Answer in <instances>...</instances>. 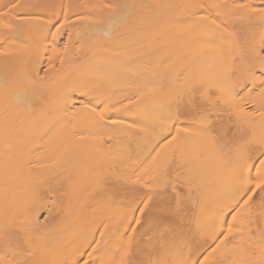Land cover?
Segmentation results:
<instances>
[{
  "label": "bare ground",
  "instance_id": "1",
  "mask_svg": "<svg viewBox=\"0 0 264 264\" xmlns=\"http://www.w3.org/2000/svg\"><path fill=\"white\" fill-rule=\"evenodd\" d=\"M238 4L264 0H0V264H264L261 194L237 203L264 16Z\"/></svg>",
  "mask_w": 264,
  "mask_h": 264
},
{
  "label": "snow or ice",
  "instance_id": "2",
  "mask_svg": "<svg viewBox=\"0 0 264 264\" xmlns=\"http://www.w3.org/2000/svg\"><path fill=\"white\" fill-rule=\"evenodd\" d=\"M19 5H11V8H17ZM236 7L238 8H249L251 12L254 13H259L260 15L264 16V6L260 7V8H255L252 7L251 5H244V4H238L236 5ZM7 13H0V16L6 15ZM262 44H264V40H262L261 42ZM264 74V73H262ZM205 119H207V117H205ZM173 139H175V137H173ZM259 155L261 157H264V152L259 153ZM259 167L256 168V175L255 176H246V183L243 187V189L239 192L238 194V200L237 203H239V199H243V197H247V199L243 200V204L244 205H248L249 207H251V203L254 201V197L256 194H261V200H260V205L261 208L264 209V158L259 159ZM253 167H255V165H253ZM227 210V209H225ZM235 210V209H233ZM139 211L143 212V209H139ZM235 219V218H233ZM137 224H140L141 221L139 219L136 220ZM238 231L237 228H235L232 224H229L227 226V233L221 232L220 235L221 236H225V238H227L228 236H232L234 232ZM211 239L213 241L219 239V236L213 235L211 237ZM219 247V246H217ZM213 251H215V249H213ZM77 264H79V262H77ZM83 264H89L88 260H84ZM93 264H95V262H93Z\"/></svg>",
  "mask_w": 264,
  "mask_h": 264
}]
</instances>
